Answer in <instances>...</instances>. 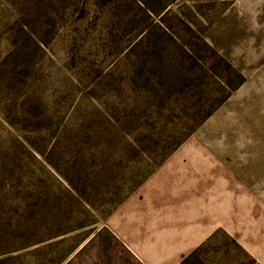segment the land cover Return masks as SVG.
<instances>
[{
    "label": "rangeland",
    "instance_id": "1",
    "mask_svg": "<svg viewBox=\"0 0 264 264\" xmlns=\"http://www.w3.org/2000/svg\"><path fill=\"white\" fill-rule=\"evenodd\" d=\"M176 210L264 264V0H0V264H146Z\"/></svg>",
    "mask_w": 264,
    "mask_h": 264
},
{
    "label": "crops",
    "instance_id": "2",
    "mask_svg": "<svg viewBox=\"0 0 264 264\" xmlns=\"http://www.w3.org/2000/svg\"><path fill=\"white\" fill-rule=\"evenodd\" d=\"M173 222L176 226L154 228L152 236L143 239L140 253L146 264H177L217 227V223L206 226L196 216H182L177 210Z\"/></svg>",
    "mask_w": 264,
    "mask_h": 264
},
{
    "label": "trees",
    "instance_id": "3",
    "mask_svg": "<svg viewBox=\"0 0 264 264\" xmlns=\"http://www.w3.org/2000/svg\"><path fill=\"white\" fill-rule=\"evenodd\" d=\"M198 249H193L190 253H188L186 256H183L182 259L177 264H186V262L189 260V258L193 257L195 251Z\"/></svg>",
    "mask_w": 264,
    "mask_h": 264
}]
</instances>
